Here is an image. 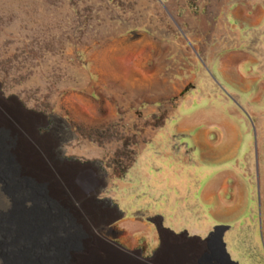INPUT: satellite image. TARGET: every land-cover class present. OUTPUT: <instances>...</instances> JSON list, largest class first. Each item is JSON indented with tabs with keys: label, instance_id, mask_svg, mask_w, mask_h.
<instances>
[{
	"label": "rangeland",
	"instance_id": "obj_1",
	"mask_svg": "<svg viewBox=\"0 0 264 264\" xmlns=\"http://www.w3.org/2000/svg\"><path fill=\"white\" fill-rule=\"evenodd\" d=\"M245 14L264 62V0H0V223L48 220L66 264H226V225L264 264V102L245 161L198 118Z\"/></svg>",
	"mask_w": 264,
	"mask_h": 264
},
{
	"label": "crops",
	"instance_id": "obj_2",
	"mask_svg": "<svg viewBox=\"0 0 264 264\" xmlns=\"http://www.w3.org/2000/svg\"><path fill=\"white\" fill-rule=\"evenodd\" d=\"M231 16L238 18L234 13ZM259 21L256 14H245L237 21L243 30L240 43L219 51L208 62L207 73L216 89L205 95L208 110L198 117L242 161L256 138L251 122L255 109L264 102V62L257 44L246 41L245 32Z\"/></svg>",
	"mask_w": 264,
	"mask_h": 264
},
{
	"label": "bare ground",
	"instance_id": "obj_3",
	"mask_svg": "<svg viewBox=\"0 0 264 264\" xmlns=\"http://www.w3.org/2000/svg\"><path fill=\"white\" fill-rule=\"evenodd\" d=\"M2 155L0 151V166L6 160ZM3 185L1 182L2 190ZM34 219L0 223V264H66L69 244L50 229L48 220ZM228 228L226 225L215 226L202 242L218 254L220 262L238 264L230 258L223 241Z\"/></svg>",
	"mask_w": 264,
	"mask_h": 264
}]
</instances>
